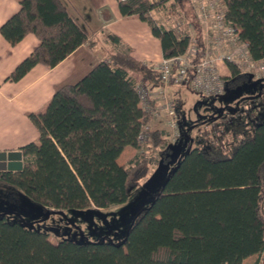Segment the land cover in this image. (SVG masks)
Segmentation results:
<instances>
[{
	"label": "trees",
	"instance_id": "obj_1",
	"mask_svg": "<svg viewBox=\"0 0 264 264\" xmlns=\"http://www.w3.org/2000/svg\"><path fill=\"white\" fill-rule=\"evenodd\" d=\"M16 1L20 9L1 26V35L16 46L34 34L40 44L8 80H21L36 65L54 68L83 45L91 50L104 45L100 35L70 16L61 0ZM170 1V14L191 5V0H119L118 5L122 16L138 15L147 23L165 58L184 53L190 45L188 35L178 38L173 28L166 29L152 16ZM222 1L226 22L241 29L252 58L264 59V0ZM106 39L121 43L113 34ZM227 65V92L257 85L251 73ZM142 79L158 85V72L108 46L105 61L80 82L57 90L44 111L30 114L39 141L20 148L22 169L0 171V185L56 213L105 209L133 198L154 164V156L142 153L127 164L118 163L127 146L143 149L138 135L152 120L139 106L136 85ZM189 134L184 129L183 136ZM227 134L223 144L206 140L181 154L121 243L69 238L54 243L33 226L2 216L0 264H243L253 255L262 256L264 119H235ZM176 145L168 143L164 131L151 129L144 147L158 150V163H163Z\"/></svg>",
	"mask_w": 264,
	"mask_h": 264
},
{
	"label": "crops",
	"instance_id": "obj_2",
	"mask_svg": "<svg viewBox=\"0 0 264 264\" xmlns=\"http://www.w3.org/2000/svg\"><path fill=\"white\" fill-rule=\"evenodd\" d=\"M61 1L70 16L77 19L94 36H101L104 45L98 46L95 50L83 45L54 68L36 65L21 80L14 82L7 78L39 46L40 41L34 34H28L19 44L12 46L0 32V152L20 150L30 142L38 143L39 132L31 121L30 114L44 111L57 90L64 85L80 82L96 65L105 61L108 46L128 52L144 65L154 66L164 58L159 38L153 35L150 27L138 15L122 16L118 6L119 0ZM171 3L172 1L166 5ZM162 7L164 5L155 9L152 16L160 25L171 29L166 20L158 16L160 14L157 11ZM19 9L20 4L16 0H0V28ZM195 29L196 31L192 30L193 33L188 29L183 33L188 36L194 34L199 36L204 44L207 34L196 20ZM238 32L242 35L239 27ZM109 34L120 38L121 43L108 42L106 38ZM222 71L224 72L223 69ZM223 76L229 77L230 73ZM174 102L181 118V105L175 100ZM160 122L162 121L152 119L149 124L152 129L168 131L165 124L162 126ZM183 125L184 123L181 124L184 130ZM145 151L146 149L137 150L127 146L118 158V163L127 164L136 154H144ZM263 258L264 254L260 257L253 255L245 259L243 264H255L257 260H260L261 264Z\"/></svg>",
	"mask_w": 264,
	"mask_h": 264
},
{
	"label": "rangeland",
	"instance_id": "obj_3",
	"mask_svg": "<svg viewBox=\"0 0 264 264\" xmlns=\"http://www.w3.org/2000/svg\"><path fill=\"white\" fill-rule=\"evenodd\" d=\"M221 3L223 4V1ZM186 8L187 11L185 9L184 12L177 11L169 15L170 5L167 4L157 12L160 14L158 16L166 20L169 27L177 31L186 32L187 29L196 31L192 8L190 6ZM231 50L226 47L224 52ZM222 69L220 70L222 75L230 73L227 62L222 64ZM254 83L257 85L233 90L231 93L225 91L222 96L216 98L198 95L188 87L169 86L168 96L181 105V118L178 114L180 124L184 123L183 128L190 131V134L183 136L184 130L181 126L183 138L180 142L177 139L174 143L168 131H165L168 143L171 145L179 143L175 146L171 158L163 163H158L160 161L158 150L148 149L143 144V149H146L144 154L154 156V164L151 165L148 175L141 180L137 194L126 202L105 209H66L56 213L45 210L25 194L0 185V217L5 216L10 222L31 225L35 230L48 234L54 243L66 238L83 243L104 240L121 243L138 212L151 205L184 151L206 140L220 141L223 144L228 135L227 128L235 119L244 122L250 118L255 122L264 119V78H256L254 75ZM161 121L162 126L165 124L168 130L169 126L165 120ZM261 264H264V258Z\"/></svg>",
	"mask_w": 264,
	"mask_h": 264
},
{
	"label": "built area",
	"instance_id": "obj_4",
	"mask_svg": "<svg viewBox=\"0 0 264 264\" xmlns=\"http://www.w3.org/2000/svg\"><path fill=\"white\" fill-rule=\"evenodd\" d=\"M221 1L191 0L195 20L207 34L203 47H199L197 36H189L190 45L184 53L164 57L152 66L158 72V86H151L147 79L136 85L140 108L154 120H165L169 126V137L174 143L181 137V122L176 104L167 94L169 86L186 85L204 97L222 96L226 88L220 66L225 62L235 64L240 70L256 75V78H264V59L252 58L248 43L241 37L238 27L226 22V7ZM174 31L178 38L185 35ZM226 47L232 50L224 52ZM150 130V124L143 126L138 135L140 144L149 141Z\"/></svg>",
	"mask_w": 264,
	"mask_h": 264
},
{
	"label": "water",
	"instance_id": "obj_5",
	"mask_svg": "<svg viewBox=\"0 0 264 264\" xmlns=\"http://www.w3.org/2000/svg\"><path fill=\"white\" fill-rule=\"evenodd\" d=\"M23 167L20 150L0 152V171H20Z\"/></svg>",
	"mask_w": 264,
	"mask_h": 264
}]
</instances>
